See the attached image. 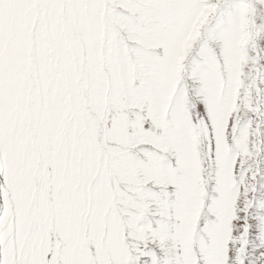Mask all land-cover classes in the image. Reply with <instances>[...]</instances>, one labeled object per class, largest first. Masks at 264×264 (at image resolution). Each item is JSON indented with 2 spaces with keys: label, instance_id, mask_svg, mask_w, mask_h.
<instances>
[{
  "label": "snow or ice",
  "instance_id": "1",
  "mask_svg": "<svg viewBox=\"0 0 264 264\" xmlns=\"http://www.w3.org/2000/svg\"><path fill=\"white\" fill-rule=\"evenodd\" d=\"M0 264H264V0H0Z\"/></svg>",
  "mask_w": 264,
  "mask_h": 264
}]
</instances>
